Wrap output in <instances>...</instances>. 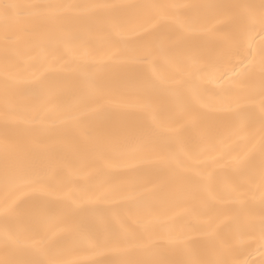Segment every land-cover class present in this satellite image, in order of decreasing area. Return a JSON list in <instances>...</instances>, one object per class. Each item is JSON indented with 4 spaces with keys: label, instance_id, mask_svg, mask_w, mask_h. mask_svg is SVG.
Returning a JSON list of instances; mask_svg holds the SVG:
<instances>
[{
    "label": "bare ground",
    "instance_id": "6f19581e",
    "mask_svg": "<svg viewBox=\"0 0 264 264\" xmlns=\"http://www.w3.org/2000/svg\"><path fill=\"white\" fill-rule=\"evenodd\" d=\"M39 3L44 0H0L6 3ZM57 2L107 3L117 5H199L259 3V0H57ZM116 12L120 17L118 28L110 27L103 18L95 24L100 29L93 45V56L109 64V56L122 46L139 49L144 45H162L164 51L154 58L148 71L167 78L185 70L194 73L196 92L188 95L191 107L186 110L185 102L163 97L149 89L144 80L131 68L127 71H110L98 79L102 93L96 89H85L83 82L74 73L66 70L57 57L65 56L66 49L54 50L53 46L31 40L23 31L17 32L18 54L13 60L11 71L18 80L12 93L15 103L25 112L40 100L48 101L50 109L64 107L79 116L83 128L91 135L79 133L73 137H57L50 132L30 135L21 125L15 130V139L26 161L34 163L36 183L31 187H19L14 196L21 207L36 202L54 201V210L45 213L44 227L37 240L47 235L55 240H64L69 227L68 220L77 215L71 203L76 193L73 185L61 179L54 183L44 182L56 169H62L64 176H78V185L94 186L104 182L112 191V198L118 205L133 204L140 209L138 219L141 228L163 234L168 228L177 233H187L192 225L204 229H215L228 236L240 250L241 259L250 264H261L264 250L257 251L258 244L250 243L234 229L233 220L238 213H245L254 203L259 211V193L255 201L245 195L233 198L231 188L242 181L231 163L232 157L245 152L258 153L259 123L248 133H257L256 140L249 143L245 136L235 137L231 142V156L216 164L209 163L207 169L214 174L213 195H194L182 169L160 162L159 156L167 148L152 135L156 123L168 119L173 126L182 127L183 135L190 137L193 144L202 140L211 142L219 130L235 126L233 109L237 102L242 106L247 100L241 91L246 81L235 88L229 87L234 79L228 71L231 62L221 61L215 69L201 71L208 59L215 58L230 42L233 34L231 20L223 10L178 7L158 13L146 8H122ZM31 26V22L23 21ZM260 37H256L258 43ZM255 46V45H254ZM189 50L201 56V66L193 67L186 56ZM238 57H233L232 62ZM135 67V66H132ZM228 72L227 75H224ZM239 75V73H237ZM4 51L3 25L0 22V130L3 127ZM107 101H120L122 106L114 107ZM104 105L102 114L88 111ZM143 137L141 141L140 138ZM257 145L253 149L252 145ZM51 160V166L49 161ZM254 163L259 164L258 155ZM4 153L0 144V201L4 198L3 170ZM223 198H219V196ZM244 216L241 215V219ZM2 228V217H0ZM75 245L68 244L63 258L78 260L82 264L88 259L86 253L74 251ZM249 252L251 255H249ZM0 258L3 252L0 251ZM176 258V257H173Z\"/></svg>",
    "mask_w": 264,
    "mask_h": 264
},
{
    "label": "snow or ice",
    "instance_id": "6c2138e0",
    "mask_svg": "<svg viewBox=\"0 0 264 264\" xmlns=\"http://www.w3.org/2000/svg\"><path fill=\"white\" fill-rule=\"evenodd\" d=\"M178 7L223 10L229 17L233 26L230 42L218 56L208 59L200 70L215 69L221 61L228 59L231 62L228 71L234 76L229 81V87H238L242 80L246 81L241 91L247 104L242 106L236 103L233 109L235 126L217 131L210 143L202 140L200 144H193L190 137L183 135L182 127L173 126V121L167 118L158 121L152 135L167 148V153L158 158L160 162L184 171L194 195H213L214 174L208 171L207 166L231 156V142L235 137L243 135L249 143L255 141L257 133H248L247 130L254 128L258 122V153L253 154L249 150L241 156L232 157L233 171L242 177V181L231 188L229 195L234 199L247 195L254 202L256 193H259V211L252 203L245 213L236 215L233 223L236 232L247 236L250 243L258 244L257 251L264 250V0H259V3L189 6L44 0L39 3L0 5L4 51V110L0 144L5 159L4 198L0 201V251L3 252L0 264H82L78 260L63 258L68 244L75 245L74 251L87 254L88 259L83 264H250L248 259L240 258L241 252L231 239L215 229L192 225L187 233H177L174 228H168L160 234L141 228V221L137 218L140 209L137 206L118 205L112 198L113 190L106 189L104 182L94 186L78 185V176H64L62 169L54 170L43 180L52 184L59 178L65 186H74L71 191L76 193V198L71 203L78 214L70 219L65 218L69 227L64 240H55L47 235L36 239L44 227L45 213L54 210V201L21 207L14 196L19 187H31L38 182L34 163L26 161L15 139V130L21 125L30 135L40 132L73 138L81 132L91 135L88 129L82 127L77 114L64 107L50 109L46 100L38 98L34 106L21 112L20 106L12 98L18 85L11 71L18 54L17 32L23 31L29 39H38L53 46L54 50L66 49V55L57 59L64 62L68 72L81 79L85 89H96L102 93L98 79L101 74L131 68L149 89L163 97L185 102L187 110L191 107L188 95L197 90L194 73L181 70L176 77L167 78L148 71L154 58L164 51L162 45L147 44L139 49L124 45L109 56V64L93 56V45L100 31L95 24L98 19L103 18L110 27L118 28L120 17L117 9L146 8L162 14L164 10ZM23 21L31 22V26L23 24ZM257 36L260 37L258 43ZM186 56L194 68L201 66L202 58L196 52L189 50ZM233 57L238 59L232 62ZM107 104L122 106L120 101H107ZM103 108L104 105H101L88 111L100 115ZM252 147L256 149L257 145L253 143ZM256 155L259 157L258 165L254 163ZM48 166H51V160ZM261 264H264V260Z\"/></svg>",
    "mask_w": 264,
    "mask_h": 264
}]
</instances>
